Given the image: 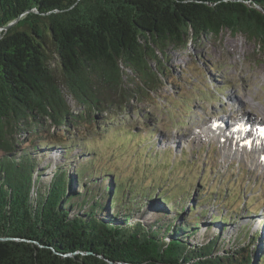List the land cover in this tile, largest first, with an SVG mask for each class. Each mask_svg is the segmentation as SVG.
<instances>
[{"label":"trees","instance_id":"trees-1","mask_svg":"<svg viewBox=\"0 0 264 264\" xmlns=\"http://www.w3.org/2000/svg\"><path fill=\"white\" fill-rule=\"evenodd\" d=\"M256 6L264 10V0H0V238L26 240L0 242V264H264V244L253 254L249 243L237 241H256L259 231L251 234L244 226L227 248L222 233L192 241L207 210L195 215L196 222L184 207L171 219L164 214L150 223L139 221L132 204L156 199L166 206L173 200L144 191L139 173L125 175L133 166L129 162H117L105 173L91 171L98 157L89 166L76 163V149L90 148L82 145L87 138L52 141L55 129L69 134L112 110L106 91L132 98L157 91V77L170 76L167 59L159 56L169 47L185 50L229 30L259 43L264 52V15ZM122 67L141 85L138 93L129 89ZM64 91L83 112H73ZM109 125L107 134L129 135L130 142L142 144L135 129ZM22 132L29 133L30 143L19 150ZM55 144L64 150L65 164L45 181L46 168L40 169L38 160ZM144 149L135 151L148 153L147 164L165 156H153L150 141ZM122 151L133 153L126 146ZM219 218L230 222L220 215L215 222Z\"/></svg>","mask_w":264,"mask_h":264},{"label":"rangeland","instance_id":"rangeland-1","mask_svg":"<svg viewBox=\"0 0 264 264\" xmlns=\"http://www.w3.org/2000/svg\"><path fill=\"white\" fill-rule=\"evenodd\" d=\"M190 45L185 50L169 47L164 56L159 55L162 61L167 59L163 64L170 76L157 77L160 81L156 80L154 90L157 88V91H148L145 98L133 93L134 98L121 97V93L106 91L107 105L113 102L115 107L122 103L123 107H113L103 114L95 112L100 114L97 122L87 121L80 130H71L69 134L65 128L55 129L52 141L59 143L61 139L70 142L87 138L82 145L88 143L90 148H77L75 162L81 161L89 166L90 159L98 157L91 171L99 173L114 170L117 162H129L133 166L125 169V175L139 173L142 184L146 183L144 191L160 193L173 200L166 206L156 199L149 202L145 199V204L140 206L138 202L132 204L135 219L150 223L164 214L171 219L184 207L183 212L192 214L189 217L196 222L195 215L199 216L201 209L207 210L200 217L198 235L192 241L199 242L213 236V233H222L227 248L237 241L242 245L249 243L250 251L254 254L256 249L259 254L264 244V154L254 150L250 153L248 147L241 146L242 150L233 139L230 140L231 137L214 138L213 132H225L216 123L220 119L229 120V112L235 117L249 119L250 123L264 124V52L259 50L257 42L229 31H224L217 38H204L196 46ZM52 66L62 79L58 61ZM122 70L128 74L127 84L132 83L129 89L138 93L141 85L136 84L138 81H134L128 69L122 67ZM64 93L73 112H83L75 99ZM109 122L113 123L111 130L122 129L124 132L135 129L142 141L140 147L129 141V135L107 134L105 128L110 126ZM19 137V150L29 147V133H19ZM119 137L124 140H117ZM148 141L154 149L153 156L157 152L165 156L147 164L148 153L135 150L144 149ZM124 146L133 153L125 155L122 151ZM54 147L48 156L41 154L38 160L40 169L46 168L41 176L45 181L49 180L56 166L65 164L64 150L58 144ZM263 147L262 140L259 148L262 150ZM92 148L98 154L90 152ZM117 149L121 151H114ZM112 151L111 158H108ZM255 154H262V165L258 160L253 161L258 158ZM142 155L144 157L141 158ZM137 162L140 165L136 166ZM69 164L71 168L76 166L73 162ZM104 166L108 169H103ZM103 176L99 175L98 182H102ZM140 193L146 196V193ZM257 208H260L258 212ZM219 215L227 216L230 222L225 225L220 218L215 222ZM102 217L109 218V213H103ZM244 226H249L251 234L259 231V239L237 240Z\"/></svg>","mask_w":264,"mask_h":264},{"label":"bare ground","instance_id":"bare-ground-1","mask_svg":"<svg viewBox=\"0 0 264 264\" xmlns=\"http://www.w3.org/2000/svg\"><path fill=\"white\" fill-rule=\"evenodd\" d=\"M220 120H222V119H220ZM249 120V119H248ZM225 121V120H224ZM251 121H254V122H256L255 120H251ZM248 122V121H247ZM259 124V122H257V123H252V125H251V127H250V129H249V131L248 132H246V133H244V135H246V134H248L249 135V137L247 136L246 138L247 139H251L250 138V135L251 136H253V138H255V139H259V134L257 133V132H254V130H253V127L254 126H256V125H258ZM224 133L225 132H223V133H221V132H216V131H214L213 132V135H214V138L216 137H221L222 139H225L226 137L224 136ZM233 138H231L230 140H232ZM251 151H253V150H250V153H253V152H251ZM260 152H262V154H264V147H263V149L262 150H259ZM258 151V152H259ZM262 154H255V155H258V158L256 159V157L253 159V161H259L261 164L260 165H262L263 163H262ZM253 155V154H252ZM257 165H258V163H257ZM264 167V166H263Z\"/></svg>","mask_w":264,"mask_h":264},{"label":"water","instance_id":"water-1","mask_svg":"<svg viewBox=\"0 0 264 264\" xmlns=\"http://www.w3.org/2000/svg\"><path fill=\"white\" fill-rule=\"evenodd\" d=\"M248 6H249V3H248ZM259 12H261L263 15H264V10H262L261 8H259V7H255ZM18 21V20H17ZM17 21H15V22H13V23H11L7 28H5V30H9L11 27H13L16 23H17ZM225 31H229V30H225ZM224 32V31H223ZM222 32V33H223ZM230 32V31H229ZM231 34H233V33H231ZM236 35H239V34H236ZM259 44V43H258ZM260 45V44H259ZM258 45V46H259ZM8 241H10V242H20V241H24V242H26V240H20V239H15V238H0V242H8ZM34 244H36V245H38L40 248H42L43 246L42 245H39L37 242H33ZM56 254H59V253H57V252H55ZM87 255H91L92 253H90V252H88V253H86ZM59 255H61V254H59ZM74 255H76V253L75 254H67V255H61L63 258H69V257H72V256H74ZM82 255H85L84 253H82ZM93 255V254H92Z\"/></svg>","mask_w":264,"mask_h":264}]
</instances>
